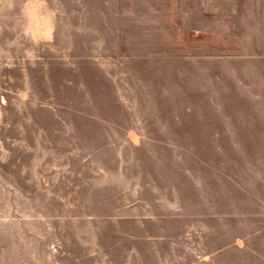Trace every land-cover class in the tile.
<instances>
[{
    "label": "rangeland",
    "instance_id": "rangeland-1",
    "mask_svg": "<svg viewBox=\"0 0 264 264\" xmlns=\"http://www.w3.org/2000/svg\"><path fill=\"white\" fill-rule=\"evenodd\" d=\"M0 264H264V0H0Z\"/></svg>",
    "mask_w": 264,
    "mask_h": 264
}]
</instances>
